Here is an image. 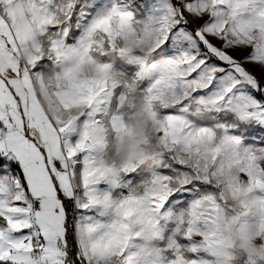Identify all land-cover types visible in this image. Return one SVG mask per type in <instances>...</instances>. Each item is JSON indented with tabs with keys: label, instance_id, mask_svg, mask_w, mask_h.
<instances>
[{
	"label": "snow or ice",
	"instance_id": "snow-or-ice-1",
	"mask_svg": "<svg viewBox=\"0 0 264 264\" xmlns=\"http://www.w3.org/2000/svg\"><path fill=\"white\" fill-rule=\"evenodd\" d=\"M0 264H264V0H0Z\"/></svg>",
	"mask_w": 264,
	"mask_h": 264
},
{
	"label": "clouds",
	"instance_id": "clouds-1",
	"mask_svg": "<svg viewBox=\"0 0 264 264\" xmlns=\"http://www.w3.org/2000/svg\"><path fill=\"white\" fill-rule=\"evenodd\" d=\"M136 142L135 140H126L125 144L119 148L120 158L126 157Z\"/></svg>",
	"mask_w": 264,
	"mask_h": 264
}]
</instances>
